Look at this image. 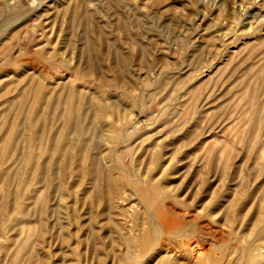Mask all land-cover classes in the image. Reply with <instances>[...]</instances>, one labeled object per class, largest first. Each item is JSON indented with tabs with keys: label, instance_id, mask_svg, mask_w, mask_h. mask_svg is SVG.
<instances>
[{
	"label": "rangeland",
	"instance_id": "rangeland-1",
	"mask_svg": "<svg viewBox=\"0 0 264 264\" xmlns=\"http://www.w3.org/2000/svg\"><path fill=\"white\" fill-rule=\"evenodd\" d=\"M0 12L5 19L0 23V146L13 127L10 107L11 101L19 98L18 89H26L29 81H38L42 75L46 91L59 92L69 82L68 77L57 79L59 70L74 73L91 67L97 74H105L101 81L106 85L122 83L132 96L129 102L124 90L105 91L107 99L119 98L121 105L132 111L121 123L115 118L107 122L114 125L113 143L136 131L135 146L121 143L111 160L115 164L120 160L125 168L136 171L140 161L135 159L134 148L145 138L149 139L145 141L147 148L158 144L161 164L153 177L167 189L140 184V194L155 200L163 218L209 233L231 246L235 234L223 225L229 217L226 209L244 189L245 177L253 182L251 173L264 162V148L254 147L246 122L251 108L246 91L249 93L252 83L259 84L256 74L264 71V0H0ZM32 35L36 36L33 40ZM42 46L49 52L57 51L58 62L53 63L57 67L44 62L46 55L38 51ZM123 74L128 75L122 78ZM89 85L91 88L84 89L89 96L95 89V95L101 96L107 88L98 87L99 83ZM259 98L264 109V92ZM40 106L41 102L36 111ZM28 107L27 103L25 109ZM16 125L11 131L18 135L21 128ZM259 135L264 140V133ZM14 136L9 135L8 143L17 140ZM10 152L7 148L4 155L8 157ZM19 170L14 157L8 163L0 161V200L5 191L19 189L20 183L9 181V175ZM115 170L125 184L124 169L115 166ZM88 186L75 184L69 191L79 193L77 214L84 212L76 224L68 214L75 204L74 196L49 201L50 206L62 205L63 223L68 222L69 240L65 243L59 230L48 228L47 218L42 224L44 234H38L40 215L34 211L41 202L31 194L33 186L17 194L6 220L0 218V264H115L107 257L111 233L104 217L95 226L99 243L93 245L90 238L89 207L84 205L81 191ZM133 198L136 203L138 198ZM20 208L28 214L19 215ZM234 214L232 210L230 216ZM159 229V234L164 233L162 227ZM168 237L159 235L158 245L168 243ZM157 243L154 246L159 250ZM141 253L147 258L150 245L143 246ZM222 263L226 264L225 260Z\"/></svg>",
	"mask_w": 264,
	"mask_h": 264
},
{
	"label": "bare ground",
	"instance_id": "bare-ground-1",
	"mask_svg": "<svg viewBox=\"0 0 264 264\" xmlns=\"http://www.w3.org/2000/svg\"><path fill=\"white\" fill-rule=\"evenodd\" d=\"M2 14L0 12V23L5 20L4 18L1 19ZM27 28L25 27L26 30H28ZM32 32H34V29ZM32 37L33 40L36 36L32 35ZM38 51L41 55H46L44 57L46 64L53 65L58 60L57 51L49 52L45 49V46L39 47ZM61 64L66 65L64 61H61ZM262 72L263 74H261V71L256 74V76H259V84L252 83V89L249 90V93L246 91L247 100L251 102L250 116L246 121L249 126L247 131L254 147L260 148H264V140L259 135L262 132L264 133V109L259 98V93L264 92V71ZM59 73L61 76L57 79L68 77L70 82L64 85L61 91L49 90L47 92L45 77L41 75L38 81H29L26 89L21 88V91L18 89L19 98L11 101L10 108L14 113V119H11L13 127L14 124H17L16 126L20 127L21 130L17 135L15 130L11 131V129L13 130L11 126L12 128L8 131L4 143L0 146V161L8 163L13 157L14 160H18L20 170L11 173L9 181L16 180L20 183V187L10 193H7V191L3 193L4 196L0 200V218L3 221L6 220L11 203L15 201L16 195L24 193L28 186H33L30 189L31 194H34L36 200L41 202L39 208L34 211V213L38 212L40 215L41 227L38 234L41 235L45 231L43 222L47 218L48 228L59 230L61 232L60 239L62 243H65L69 240L66 235L67 226H65L68 222L63 223L66 217L62 218L60 207L62 205L58 203L55 204L56 207L50 206L49 201L53 199L55 201L57 199L58 201L68 200V197L74 196L76 198L75 202L73 201L75 204L71 212L69 213L68 210L67 212L72 215V221L76 224L84 216L82 215L84 212L79 210L82 214H77L78 206L76 203L79 199V193L77 195L74 191H71V194L69 191L72 185L74 187L76 184L77 187L81 188V186L88 184L90 185L88 186L89 189L86 190L83 187L81 191H85L82 194L86 195V197L83 196V203L87 205L86 207H89V214H86V212L85 214L90 215L89 227L92 229L90 238L94 239L93 245L99 243V241L97 243L98 232L96 233L95 226L99 225L100 217H104L111 233L108 240L111 251H108L107 257H112L113 261L116 262L115 264H151L156 259H158L156 264H223V260L226 264H264V162H260L259 167L251 173L254 174L253 182H249L247 176L245 177L244 189L226 209V214L229 217L223 225L227 226L230 234H235L234 243H236H231V246L221 244L219 238L213 237L209 233L200 232L193 227L179 225L170 217L163 218V213L155 200H146L140 194L138 188L140 184L153 183V186L160 185L162 191L167 189L166 185L157 183L158 181L154 179L155 175L153 177L155 169L161 164L159 163L161 151L158 150L159 148L157 149L158 144L147 148L145 141L149 139L145 138L134 148L135 159L140 161L138 167L136 166V171L135 168H125L119 159L116 164L114 159L111 160V157H113L111 155H117L116 151L121 143L127 142L129 147L135 146L133 137L136 131L128 136L121 137L114 144L113 138L115 136L112 135L114 125L107 123L113 118L116 122L121 123L122 120L131 117L132 111L130 110V112L129 109L125 108L124 104H122L123 108L118 101L119 98L115 101L116 98L111 100L106 97L107 90L110 92V90L121 89L125 91L122 94L128 96L129 101L131 94L126 93V89L120 86L122 83L116 87L106 85L101 81L105 74H97L91 67L74 73H62L59 70ZM126 76L124 75L122 78ZM126 79L124 80L126 81ZM81 80L85 83L78 84ZM90 83L91 85L99 83L101 86L98 87L107 88H104L101 96L95 95L96 89L94 93H91L93 95L89 96L84 92V89L91 88ZM39 102H41L42 107L40 106L39 110L36 111V105ZM27 103L29 107L26 110L25 105ZM128 105L132 106V104ZM12 134H15L14 137H17V140L8 143L9 135ZM7 148H11L8 157L4 155V150ZM132 149L130 148V150ZM142 155H144V158L140 159L143 157ZM111 161H114L112 165L110 164ZM117 164L124 169L123 171L127 177L125 184L121 182L119 173H115V166L117 169H121ZM135 179H137V182ZM43 191L44 195L41 196ZM87 193H90V196H87ZM133 197L138 198L136 203H134ZM70 204L73 205L72 200ZM88 209L86 208V210ZM232 210L235 212L234 216H230ZM18 214L26 216L28 211L20 208ZM249 214L250 216L247 218ZM51 218L52 221H50ZM155 220H157L158 226L163 228L164 233L171 237V239L167 238V245L160 246L157 243L162 239L159 238V235L161 237L164 233L159 234L161 231L156 226ZM97 228L99 229V226ZM154 241L158 247L160 246L159 250L155 248L154 244L156 243ZM145 245H150L151 254L147 258L141 255V249ZM165 245L166 247H164ZM78 254L79 252H77ZM227 258H231V260Z\"/></svg>",
	"mask_w": 264,
	"mask_h": 264
}]
</instances>
